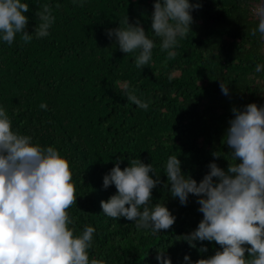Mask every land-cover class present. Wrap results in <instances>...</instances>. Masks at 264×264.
Listing matches in <instances>:
<instances>
[{
	"label": "trees",
	"instance_id": "trees-1",
	"mask_svg": "<svg viewBox=\"0 0 264 264\" xmlns=\"http://www.w3.org/2000/svg\"><path fill=\"white\" fill-rule=\"evenodd\" d=\"M29 4L26 31L41 23L35 15L49 5L55 21L49 35L24 43L18 33L11 45L0 33V107L12 130L32 137L33 144L52 146L71 165L76 205L68 209L74 235L86 225L95 228L89 260L105 264H159L164 250L171 264L208 258L220 246L214 241L178 240L198 226L202 213L197 197L189 194L181 205L172 197L166 176L170 156L181 170L199 182L215 161L226 170L231 150L226 145L231 108L264 105V35L249 11L255 0H199L193 23L177 45L162 50V38L151 29L153 0H21ZM195 3L197 0H189ZM83 6H79V4ZM59 5V7H57ZM139 20L154 41L147 66L136 67L139 50L123 53L108 29L124 28V20ZM257 29L252 35V29ZM176 55L169 57L168 52ZM220 82L227 85L224 95ZM129 85L147 110L127 100L121 87ZM47 105L42 109L40 105ZM219 154L214 158L212 152ZM123 169L133 159L151 164L161 181L152 201L164 204L176 217L168 230L153 234L137 229L135 221L117 220L103 213L100 201L116 193L103 188V176L116 158ZM228 160V161H227ZM156 174V175H155ZM215 179V178H214ZM142 210V208H141ZM207 252H199L201 247ZM246 258L247 253H246Z\"/></svg>",
	"mask_w": 264,
	"mask_h": 264
},
{
	"label": "clouds",
	"instance_id": "clouds-1",
	"mask_svg": "<svg viewBox=\"0 0 264 264\" xmlns=\"http://www.w3.org/2000/svg\"><path fill=\"white\" fill-rule=\"evenodd\" d=\"M83 6V4H79ZM199 0H153L151 29L162 38V50L174 48L177 37L184 38L191 31L192 11L201 7ZM59 7V5H57ZM29 4L21 0H0V33L11 45L18 33L28 43L49 35L55 21L47 4L35 15L41 21L34 31H26ZM258 19V31L264 35V0H255L249 9ZM126 27L108 29L106 35L115 38L125 53L139 50L137 68L149 64L154 41L145 33L139 20ZM257 29H252V35ZM174 57V51L168 52ZM264 70L257 65L256 71ZM224 95L227 85L220 82ZM127 100L147 110L149 103L121 85ZM42 109L47 105L42 103ZM228 121L226 145L231 160L226 170L215 161L207 165L209 171L197 182L181 170V161L170 156L166 164L169 192L181 205L188 203L189 194L197 197L202 219L195 230L178 237L196 248L193 241H214L220 246L208 258L192 261L186 254L187 264H264V105L249 103L242 109L233 106ZM214 158L221 156L213 151ZM121 159L103 176L102 187L114 185L116 193L101 200L104 214L114 220L125 217L136 222L137 229H151L153 234L170 229L176 217L160 203L150 208L152 189L161 183L150 175L152 165L133 159L121 169ZM215 178V179H214ZM76 186L73 183L69 160L52 147L32 143V137L12 130L6 110L0 107V264H105L103 260H89L95 228L86 225L81 235H74L68 209L76 205ZM142 208V210H141ZM199 252H207L201 246ZM246 253L247 257L246 258ZM159 264H171L164 250H158Z\"/></svg>",
	"mask_w": 264,
	"mask_h": 264
}]
</instances>
